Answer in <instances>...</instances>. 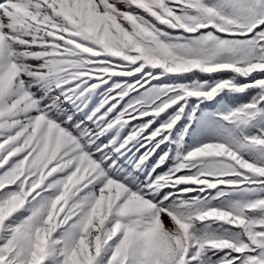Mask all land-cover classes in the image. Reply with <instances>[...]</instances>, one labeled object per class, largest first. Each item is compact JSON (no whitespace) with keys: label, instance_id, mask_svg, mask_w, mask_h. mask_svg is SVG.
Instances as JSON below:
<instances>
[{"label":"snow or ice","instance_id":"obj_1","mask_svg":"<svg viewBox=\"0 0 264 264\" xmlns=\"http://www.w3.org/2000/svg\"><path fill=\"white\" fill-rule=\"evenodd\" d=\"M0 264H264V0H0Z\"/></svg>","mask_w":264,"mask_h":264}]
</instances>
